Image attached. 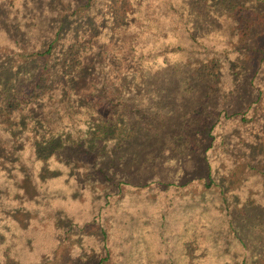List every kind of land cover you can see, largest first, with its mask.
Masks as SVG:
<instances>
[{
    "label": "trees",
    "instance_id": "trees-1",
    "mask_svg": "<svg viewBox=\"0 0 264 264\" xmlns=\"http://www.w3.org/2000/svg\"><path fill=\"white\" fill-rule=\"evenodd\" d=\"M219 16L232 41L251 45L264 0H0V264H118L109 214L140 187L128 170L152 146L164 160L197 152L208 161L216 141L227 165L217 177L224 224L243 249H220L188 227L172 258L155 264H264V197L244 198L233 179L239 168H264V86L253 80L251 56L248 81H235L250 100L230 128L220 115L212 135L214 84L224 72L217 54L195 43ZM255 51L264 58V47ZM169 62L180 68L177 84L189 73L195 92L181 110L183 126L153 135L154 118L139 117L123 91L133 89L130 77L147 79ZM177 101L164 99L163 109L177 116ZM206 172L213 183L209 161ZM86 239L100 251L86 255Z\"/></svg>",
    "mask_w": 264,
    "mask_h": 264
},
{
    "label": "rangeland",
    "instance_id": "rangeland-1",
    "mask_svg": "<svg viewBox=\"0 0 264 264\" xmlns=\"http://www.w3.org/2000/svg\"><path fill=\"white\" fill-rule=\"evenodd\" d=\"M207 33V39L202 36L201 43H195L197 50L205 54H217V63L222 65L221 72H224L222 80L218 77L217 83L214 84L217 95L212 111L215 116L208 124L209 130L212 127V135L217 138L218 130L223 123L220 115L222 118L226 115L224 125L230 128L231 120L234 121L232 114L250 100L247 93H241L235 81H248L246 69H251L250 66L245 68L243 64H246L251 56L255 65L254 72L252 71L253 80L256 85L264 86V58L261 53L255 55L256 45L264 47V24H261L254 35L251 45L247 43L242 45L236 36L233 37V41L229 38L228 34L235 35V32L228 28V20L223 16L217 17L213 31ZM229 62L233 66H230ZM161 67L167 69H160L159 72L154 70L147 79L130 77L134 87L132 90L124 88L123 91V99L134 102L137 111L140 112L139 117L154 118L153 135L156 132L164 135L171 128L174 131L183 126L181 110L189 107L195 92L189 73L185 75L181 85L177 84L176 75L180 72L178 64L169 62ZM191 94L193 95L189 99ZM168 98L178 99L175 106L177 116L163 109L164 99ZM125 125V122L118 123L115 132H119L120 127ZM204 134H207V128H202L198 137H203ZM158 144L156 143V146ZM207 146V142L203 143L204 148ZM215 147L217 141L205 153L213 167V183L206 176L208 161L197 152H191L181 158L164 160V157H159L160 151L158 150L157 155L155 146H152L149 153L145 154L146 158H141L134 168L128 170V176L140 187L135 186L134 193L129 194L120 209L109 214L110 241L118 264H136L140 257L141 260L150 259L151 264L169 260L173 256L172 251L179 235L191 231L188 227L192 228V232L202 235V239L214 240L220 249H228L233 254L243 249L239 238L227 224H224L225 218L228 217L226 213L222 214L226 205L223 204V198L218 192L217 177L220 172L226 170L227 165L226 162L217 160ZM262 149L264 150V146ZM261 157L264 160V153ZM240 170L239 168L233 173V179H238L236 186H240L237 190L242 196L245 198L260 193V197H264L259 174L263 173L264 168L258 167L253 171L249 169L243 175ZM141 180L145 182L140 183ZM88 208L86 206L82 211L86 213ZM89 214L90 212L87 215ZM221 214L224 219L221 220L220 217L217 220V216ZM101 237L102 235L99 237L100 240ZM88 241L89 239L85 241V254L98 253L100 246L94 250ZM92 242L93 240L90 243Z\"/></svg>",
    "mask_w": 264,
    "mask_h": 264
}]
</instances>
